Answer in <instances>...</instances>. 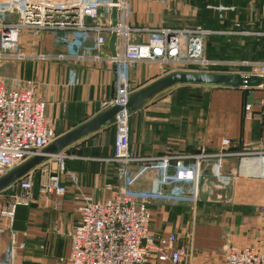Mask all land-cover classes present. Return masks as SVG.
Returning a JSON list of instances; mask_svg holds the SVG:
<instances>
[{
	"label": "crops",
	"instance_id": "obj_1",
	"mask_svg": "<svg viewBox=\"0 0 264 264\" xmlns=\"http://www.w3.org/2000/svg\"><path fill=\"white\" fill-rule=\"evenodd\" d=\"M182 6L181 12L173 15L160 0H130L127 23L169 29L187 27L185 22L195 14L190 4ZM211 31L213 33L209 37L218 35V29ZM238 33L240 37L264 39V30H242ZM70 38L73 47L94 52L91 34H71ZM145 38L144 33L133 36L137 41ZM117 45L118 38L115 49ZM20 46L23 52L32 56L39 53L51 55L43 61H25L38 65L37 79L41 86L37 98L45 102V117L54 130L55 138L105 109L101 102L110 98L115 90L113 64L104 59L95 60L87 56L79 59L67 54L66 46L57 42L50 32L43 33L40 38L29 31L22 32ZM105 50L109 52L107 43ZM56 54L66 56L59 58ZM25 61L17 64L20 66ZM174 71L185 70L162 71L155 63H134L129 70L131 92ZM234 72L243 73L240 70ZM7 87L12 86L7 84ZM263 98L264 87L172 86L129 113L130 147L144 160L163 153L194 155L214 152L225 138L231 141L229 150L234 152L264 146V107L255 108L251 120L243 118V105ZM111 131L115 133L114 125L99 129L61 151H70L74 155L65 161L64 172H74L80 177L78 189L72 188L67 178H61L67 189L60 196L41 195L38 186H35L31 204L16 209L12 232L20 245L18 250L25 248L28 251L26 255L19 254L18 264L27 262L25 257L31 263L55 264L58 257L68 255L70 242L67 232L78 221L81 194H89L94 199L106 198L110 193L105 184L115 182L108 173L116 172L115 164L109 160L112 142L107 135ZM48 159L29 174L33 176L37 172H46L44 165ZM184 164L194 166L192 172H197L196 184L187 183L180 188L171 185L168 193L181 192L185 194L181 201L190 202L191 192L200 188L197 190L198 199L203 202L199 208L211 211L198 215L199 222L192 221L193 214L190 212L186 216L173 210L160 212L151 209L150 232L155 236L175 233L180 240L178 245L185 248L183 264H222V249L227 244L252 246L264 252V158L233 154L224 158L219 168L213 158H204L198 163L189 159ZM134 169L135 166L130 167V170ZM205 183L213 189L204 191L202 186ZM171 200H174L173 196ZM2 202L0 198V205ZM192 222L194 226L184 228ZM148 264L172 263L153 259Z\"/></svg>",
	"mask_w": 264,
	"mask_h": 264
},
{
	"label": "built area",
	"instance_id": "obj_2",
	"mask_svg": "<svg viewBox=\"0 0 264 264\" xmlns=\"http://www.w3.org/2000/svg\"><path fill=\"white\" fill-rule=\"evenodd\" d=\"M111 7L116 8L117 21L112 26ZM217 8V7H216ZM221 9V7H218ZM217 8V9H218ZM130 0H0V65L25 60H46L49 53L35 56L26 54L20 48L22 32H31L37 38L50 32L57 42L66 46L67 54L83 59H104L114 65V94L101 102L106 108L123 106L131 94L129 70L134 63L157 64L162 71L199 68L207 70L218 64L204 57L205 37L213 31L199 25L169 29L162 26H131L127 23ZM15 15L16 21L5 20V15ZM112 32L118 38L115 55L105 50ZM93 38V53L73 47L70 35H88ZM144 33V40H134V34ZM73 36V35H72ZM89 52V53H88ZM59 58L66 54H56ZM233 64L248 66L242 74L264 76V61H239ZM196 70V69H195ZM207 72V71H205ZM6 76L0 73V176L18 166L27 158L40 153L54 138L53 128L45 117V102L36 98L31 87H7ZM264 107V98L243 105V118L251 120L255 108ZM129 114L120 110L114 125L112 156L119 175H127V167L143 160L129 143ZM231 141H221L214 152H200L194 155H165L158 159L172 165L175 172L187 175L194 166L188 167L185 160L198 163L204 158L216 160L217 168L222 166L229 155H259L264 158V146L230 151ZM60 171L64 170L61 152ZM72 158L73 156H67ZM56 171V172H60ZM125 181L128 183V178ZM19 191L7 210L1 213L9 225L19 206H28L33 198V182L27 174L18 182ZM105 189L109 196L93 199L81 195L78 205V221L67 232L70 248L67 256L57 258L55 264H148L151 260L183 264L185 248L178 245L175 233L153 235L149 230L151 212L147 199L139 191L126 184H108ZM43 195H64L66 186L59 174L52 173L38 184ZM15 235L6 251L7 264H14L19 248ZM222 264H264V252L252 246L226 245L223 248Z\"/></svg>",
	"mask_w": 264,
	"mask_h": 264
},
{
	"label": "rangeland",
	"instance_id": "obj_3",
	"mask_svg": "<svg viewBox=\"0 0 264 264\" xmlns=\"http://www.w3.org/2000/svg\"><path fill=\"white\" fill-rule=\"evenodd\" d=\"M159 1V0H158ZM164 7L172 12L173 15L181 12L183 4H190L194 10L192 13L195 14L191 16V20L185 22L188 27L199 25L204 29L214 30L212 28L218 29V35L216 37H209L208 34L205 37V48L204 57L208 58L218 64L210 65L207 70H199V68H187L191 70L185 71H209V72H225V73H235L234 71L240 70L247 72L249 70L248 66L233 64L242 59L264 61V39L263 42L260 39L240 37V31L251 30L258 31L264 30V0H160ZM221 7L219 9L218 7ZM218 9H217V8ZM5 20L16 21V16L13 14L5 15ZM187 20V19H186ZM210 28V29H209ZM228 32V33H224ZM233 32V33H231ZM89 35V33H88ZM86 36V35H83ZM87 39V38H85ZM196 69V70H195ZM38 65L33 61H25L22 64H17L14 62L5 63L0 65V73L6 76L7 84L13 88H26L31 87L35 93L36 98L38 93H40V82L38 77ZM41 99V98H39ZM42 100V99H41ZM128 119V124H129ZM130 125V124H129ZM108 140L113 142V131L108 135ZM106 137V138H107ZM131 148V147H130ZM132 149V148H131ZM133 150V149H132ZM134 151V150H133ZM135 152V151H134ZM65 157L63 158V167H65V161L70 157L74 156L70 151L62 152ZM136 153V152H135ZM137 154V153H136ZM169 155V153H163L157 156H150V158L144 159L138 163L131 164L127 167L126 173L128 178V183L125 181V176L119 175L117 166L115 164L116 172H108L111 177L115 179L113 183L105 184H126L127 187L133 188L147 199L148 207L154 211L158 210L160 212L176 211L181 212L184 215H188L189 212L193 214L192 221H199L198 215L204 211H211L207 209L199 208L201 205L198 199L199 193L198 189L191 192L192 197H190V202H182L185 194L181 192H174V194L168 193L171 185L175 188H180L183 184L191 183L196 184L197 172H189L187 175H182L180 172H175L169 162L158 159L159 157ZM112 156V155H111ZM110 156V157H111ZM73 158V157H72ZM49 161L46 162L44 167L46 172H37L36 175H31L33 182V188L38 186L39 182L46 177L48 174L57 173L64 180L67 178L70 182L69 185L72 188L80 187V180L77 174L74 172H64L60 171L59 165L61 160L57 156H51ZM131 166H135L134 170H130ZM174 170H173V169ZM60 171V172H56ZM91 174L94 172H84ZM107 173V172H105ZM212 182V180H210ZM63 183V182H62ZM204 184V183H203ZM65 185V184H64ZM205 183L202 186L203 190L213 189L211 186ZM66 186V185H65ZM179 186V187H176ZM67 189V186H66ZM18 184L15 183L8 187L4 193H1V199L3 202L0 205V264H7L6 251L9 247L11 241V235L14 234V225L11 226L8 223L7 218L2 215L3 210H7L13 196L18 193ZM33 192V190H32ZM66 193V192H65ZM41 194V193H40ZM84 194V193H83ZM81 194V195H83ZM43 195V194H41ZM85 195H89L86 194ZM90 196V195H89ZM172 196L174 200L172 199ZM197 196V198H196ZM34 198V194H33ZM32 198V201H33ZM94 199V198H93ZM170 200V201H169ZM31 201V202H32ZM31 204V203H30ZM172 207V208H171ZM158 212L157 214H160ZM17 214V212H16ZM15 217V214L14 216ZM189 219V218H188ZM212 222V221H210ZM15 223V221H14ZM194 226L193 222L191 224L185 225V229H189ZM178 231V230H177ZM179 234V231H178ZM177 236V235H176ZM179 237H182L179 234ZM178 238V236H177ZM180 242L179 238L178 241ZM224 247V246H223ZM28 254L27 249L21 248L16 250V257L14 264H18L19 254ZM223 253V249H222ZM28 256V255H27ZM27 260L20 262V264H39L38 262L31 263L30 259L25 257ZM24 259V258H23Z\"/></svg>",
	"mask_w": 264,
	"mask_h": 264
},
{
	"label": "water",
	"instance_id": "obj_4",
	"mask_svg": "<svg viewBox=\"0 0 264 264\" xmlns=\"http://www.w3.org/2000/svg\"><path fill=\"white\" fill-rule=\"evenodd\" d=\"M116 0H112L115 2ZM110 19L112 26L116 25L117 13L116 8L111 7ZM116 34L112 32L107 40V46L110 55H115ZM175 85H211L226 87H245L257 88L264 87V76L242 73H225V72H205V71H174L170 72L152 83L131 92L125 104L113 105L106 107L97 115L82 123L81 125L69 130L54 138L46 145L38 154H35L18 166L12 168L5 174L0 176V193L9 186L17 183L20 179L29 174L37 166L43 163L51 156L57 155L63 149L70 146L74 142L86 137L87 135L98 131L99 129L113 125L117 113L125 109L129 114L138 109L148 100L158 93Z\"/></svg>",
	"mask_w": 264,
	"mask_h": 264
},
{
	"label": "trees",
	"instance_id": "obj_5",
	"mask_svg": "<svg viewBox=\"0 0 264 264\" xmlns=\"http://www.w3.org/2000/svg\"><path fill=\"white\" fill-rule=\"evenodd\" d=\"M212 29H215V28H212ZM214 38V37H213Z\"/></svg>",
	"mask_w": 264,
	"mask_h": 264
}]
</instances>
